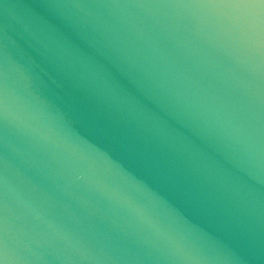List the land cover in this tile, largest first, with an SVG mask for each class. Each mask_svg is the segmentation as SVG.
<instances>
[{"label":"water","instance_id":"obj_1","mask_svg":"<svg viewBox=\"0 0 264 264\" xmlns=\"http://www.w3.org/2000/svg\"><path fill=\"white\" fill-rule=\"evenodd\" d=\"M264 154V0H0V264H110Z\"/></svg>","mask_w":264,"mask_h":264}]
</instances>
